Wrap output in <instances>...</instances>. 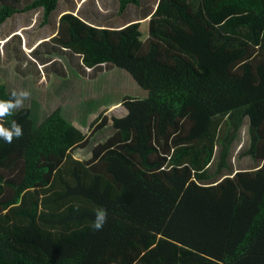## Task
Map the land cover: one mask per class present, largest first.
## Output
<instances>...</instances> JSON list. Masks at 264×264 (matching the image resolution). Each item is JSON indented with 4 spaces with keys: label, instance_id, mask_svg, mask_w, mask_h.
I'll use <instances>...</instances> for the list:
<instances>
[{
    "label": "trees",
    "instance_id": "16d2710c",
    "mask_svg": "<svg viewBox=\"0 0 264 264\" xmlns=\"http://www.w3.org/2000/svg\"><path fill=\"white\" fill-rule=\"evenodd\" d=\"M59 1L0 5V28L37 9L44 21ZM117 2L118 15L140 5ZM54 42L90 77L125 72L142 94L124 96L121 116L92 120V132L112 133L85 159L73 151L92 134L62 108L39 120L29 96L5 118L24 134L0 139V264H264V0H159L144 26L99 38L67 15ZM71 72L50 81L53 95L80 85ZM13 90L0 80V99ZM246 157L254 167H237Z\"/></svg>",
    "mask_w": 264,
    "mask_h": 264
},
{
    "label": "rangeland",
    "instance_id": "374dc122",
    "mask_svg": "<svg viewBox=\"0 0 264 264\" xmlns=\"http://www.w3.org/2000/svg\"><path fill=\"white\" fill-rule=\"evenodd\" d=\"M56 12L55 14H57ZM29 21L30 19H15L14 21L13 19H9L5 23L4 30L0 32H9V28L26 25ZM40 22H42L41 19H34L33 24L27 25V29L19 31L20 39L12 37L7 44L0 42V80L8 81L11 86L16 85L17 91L27 90L30 92V97L36 102L38 109L36 110L37 119L40 120L43 116L60 107L62 108L63 115L69 122H72L75 127L80 128L86 134L91 133V146L84 150L76 149L73 151L75 158H89L91 148L112 133L109 125L98 132L93 130V133L92 129L89 128L92 120H94L93 117L97 118L100 113L108 118L110 116H121L123 110L120 107V102L124 96L141 97V89L138 84L136 85L134 79L129 78L125 72L113 74L102 70L98 73V76L96 75V78L90 77L95 73L94 70H84L85 75L80 74L79 72L84 73V71L79 66H74L73 58L66 60L63 57L65 55H62L65 51H62L60 47L55 45L54 39L57 38L56 22L53 23L52 28L46 27L45 29L39 26ZM33 31H37L36 33L42 37L48 33V37L40 39L34 47L28 46L30 39L27 36L33 33ZM53 35L54 39L49 41L50 39L48 38L53 37ZM15 38L18 40L14 43ZM21 39L23 40L20 45L21 48H16L18 41ZM46 50H51L52 53L45 54ZM34 51L40 54L39 59L35 57ZM15 56L16 58H14ZM74 59L79 63L76 57ZM69 70L74 73L71 72L66 79H70L72 83H78L79 80L80 85L72 89L67 87L65 91L68 94L65 95L64 99H61L53 95L52 89L54 86H50V81L59 80L56 75L59 74L58 72L67 74ZM46 90H50L51 94L49 96L45 94ZM23 105L29 106L30 103L27 101ZM246 124L247 122H243L241 125V132L239 131L237 134L233 146L234 149L239 150L241 148V150H245L247 147L248 134ZM236 164L237 167L242 166L245 169L254 167L252 166V160L248 157L239 165L238 163Z\"/></svg>",
    "mask_w": 264,
    "mask_h": 264
},
{
    "label": "crops",
    "instance_id": "0c3cea01",
    "mask_svg": "<svg viewBox=\"0 0 264 264\" xmlns=\"http://www.w3.org/2000/svg\"><path fill=\"white\" fill-rule=\"evenodd\" d=\"M32 1L34 0H0V5H8L9 3H11V8H15V10H21L25 8L26 5L32 3ZM117 1L118 0H60L57 3L56 9L49 15L48 19H44V21L40 22L39 26L42 29H45L46 27L52 28L53 23L56 22L55 28L57 27L56 34H58L60 19L64 16L71 15L72 17L79 19V22L86 28L94 30L95 37L99 38L100 33L103 31H122V29L125 27H131L139 24L144 26L145 23L151 20L153 14L157 10V5L159 3V0H140V5H128L127 10L123 14L118 15L116 14L118 8ZM57 10L58 12H56ZM55 12L57 14H55ZM111 16H113L111 19H107ZM9 19H13V21L15 19H30V21L26 25H18V27L16 26L15 28H9V32H0V42H4V44H7L11 37H17L20 39L21 37L18 32L27 29V25H31L34 23V19L42 20L43 13L41 9H37L25 14H16ZM4 26L5 24L0 28V31L4 30ZM36 32L37 31H33V33H30L29 36H27V38L30 39V41H28V46L34 47L40 41V39L48 37V33L44 34L42 37ZM48 39H50L49 41L53 40L54 35L53 37ZM22 41V39L18 41L16 48H18L22 44ZM61 50L69 53H62V55H65L63 57H65L66 60L71 58L68 55H72L74 57L79 55L78 53H76V51H69V49L61 48ZM44 53L46 54L52 52L51 50H46V52ZM147 53L148 49H144L141 54L145 55ZM14 58H16V56ZM82 68L86 71L93 70L86 67H81V69Z\"/></svg>",
    "mask_w": 264,
    "mask_h": 264
},
{
    "label": "clouds",
    "instance_id": "9594fccd",
    "mask_svg": "<svg viewBox=\"0 0 264 264\" xmlns=\"http://www.w3.org/2000/svg\"><path fill=\"white\" fill-rule=\"evenodd\" d=\"M30 95L27 90H13L8 99H0V139L12 143L14 139H20L23 136V126L16 120H12L8 126H5V118L12 115L14 110L21 108ZM94 216L92 228L96 231L102 230L108 218L106 208H97Z\"/></svg>",
    "mask_w": 264,
    "mask_h": 264
}]
</instances>
